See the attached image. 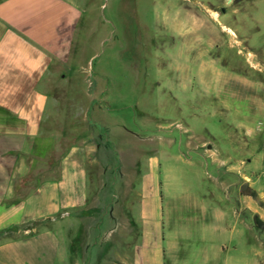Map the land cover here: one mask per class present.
Listing matches in <instances>:
<instances>
[{
  "label": "rangeland",
  "instance_id": "1",
  "mask_svg": "<svg viewBox=\"0 0 264 264\" xmlns=\"http://www.w3.org/2000/svg\"><path fill=\"white\" fill-rule=\"evenodd\" d=\"M72 1L82 14L68 60L85 69L52 93L69 97V116L95 97L111 150H96L85 210L29 226L52 233L29 263L138 264L152 154L163 205L150 242L163 264H264V0Z\"/></svg>",
  "mask_w": 264,
  "mask_h": 264
},
{
  "label": "crops",
  "instance_id": "2",
  "mask_svg": "<svg viewBox=\"0 0 264 264\" xmlns=\"http://www.w3.org/2000/svg\"><path fill=\"white\" fill-rule=\"evenodd\" d=\"M81 14L72 0H0V236L18 235L0 239V261L8 264H31L39 244L52 234L45 230L29 237V226L47 218L71 219L92 203L99 177L96 150H111V129L97 115L95 97L84 114L80 109L69 116L62 106L67 95L52 93V83L76 80L85 69L68 60ZM71 121L73 140L65 143ZM147 162L149 178L141 179L139 208L146 241L137 246L136 262L163 264L162 244L150 242L162 225L158 157L151 154Z\"/></svg>",
  "mask_w": 264,
  "mask_h": 264
},
{
  "label": "built area",
  "instance_id": "3",
  "mask_svg": "<svg viewBox=\"0 0 264 264\" xmlns=\"http://www.w3.org/2000/svg\"><path fill=\"white\" fill-rule=\"evenodd\" d=\"M256 129L262 132L264 136V118L258 122ZM257 178L262 184V196L264 199V152H263L261 166H259V169H258Z\"/></svg>",
  "mask_w": 264,
  "mask_h": 264
},
{
  "label": "water",
  "instance_id": "4",
  "mask_svg": "<svg viewBox=\"0 0 264 264\" xmlns=\"http://www.w3.org/2000/svg\"><path fill=\"white\" fill-rule=\"evenodd\" d=\"M245 186H246V185H242V186H241V189H243V190H244Z\"/></svg>",
  "mask_w": 264,
  "mask_h": 264
},
{
  "label": "flooded vegetation",
  "instance_id": "5",
  "mask_svg": "<svg viewBox=\"0 0 264 264\" xmlns=\"http://www.w3.org/2000/svg\"><path fill=\"white\" fill-rule=\"evenodd\" d=\"M260 223V222H259ZM261 224V223H260Z\"/></svg>",
  "mask_w": 264,
  "mask_h": 264
}]
</instances>
